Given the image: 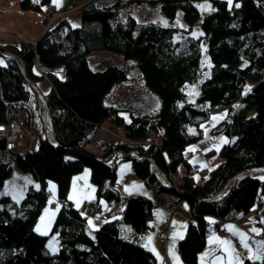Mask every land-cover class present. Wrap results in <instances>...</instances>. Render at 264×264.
Listing matches in <instances>:
<instances>
[{"label": "trees", "instance_id": "obj_1", "mask_svg": "<svg viewBox=\"0 0 264 264\" xmlns=\"http://www.w3.org/2000/svg\"><path fill=\"white\" fill-rule=\"evenodd\" d=\"M202 1L209 2L212 10L200 17L195 3ZM132 3L157 5L169 20L180 12L184 28L138 22L131 15L119 18V11ZM48 4L51 0L19 1L21 10L44 11L46 19L50 18ZM80 21L73 27L62 18L34 44L2 46L19 57L35 84H49L42 93L58 147L43 136L36 148L19 154L5 150L0 139V188L13 168L29 173L38 184L29 186L19 202L9 196L0 198V264H157L143 245L152 230L153 203L115 188L118 160H131L132 172L149 190L177 193L187 202L190 216L176 244L183 264H198L207 236L212 231L218 234L225 222L254 208L256 223L261 224V175L242 177L216 199H207L233 177L264 167V0H231V4L227 0H118L114 10L99 8L91 0L81 7ZM197 21L201 35L195 38L190 32ZM182 32L186 35L175 41L173 36ZM204 46L210 68L190 100L184 87L199 78ZM94 51L119 55L125 65L134 61L145 89L158 100L156 111L141 114L108 104L112 89L127 80L125 65H111L76 80ZM40 65L63 67V78L41 74ZM33 98L15 62L0 57V124L15 114L27 120V103ZM220 107L226 115L209 132L228 137L229 142L215 151L221 162L197 183L187 149L203 137V123ZM103 129L113 134L111 138H103ZM131 153L151 159L170 189H161L147 161L118 156L114 168L107 166L116 154ZM84 167L89 168L97 202L76 208L67 194L73 176ZM180 168L183 172L178 175ZM47 181L55 182L61 206L49 234L41 235L34 226L49 205ZM100 199L115 205L120 214L103 220L89 234L87 215L99 213ZM84 206L88 209L82 212ZM52 235L59 243L55 253L46 246ZM242 264H264V252L260 260L244 259Z\"/></svg>", "mask_w": 264, "mask_h": 264}, {"label": "crops", "instance_id": "obj_2", "mask_svg": "<svg viewBox=\"0 0 264 264\" xmlns=\"http://www.w3.org/2000/svg\"><path fill=\"white\" fill-rule=\"evenodd\" d=\"M20 0H0V46L3 45H14L18 46L23 42H34L36 41L47 28H51L54 24H56L60 19L66 18V16H70L73 12L72 8H68L64 4H62L59 0H51V4L55 9V13L51 16V19L48 22V26L45 28V13L44 12H36L29 10H21L19 6ZM88 1V0H84ZM91 1V0H89ZM82 3V2H81ZM146 4V3H145ZM81 4H78L79 7ZM133 6L134 4H129ZM197 9L199 10V14L201 17L200 6H203V13H207L212 10V7L209 2L202 1L195 3ZM131 15L135 17V14L132 10L128 11L126 16ZM65 16V17H64ZM199 17V19H200ZM71 19V18H70ZM136 19V17H135ZM197 21L193 29L198 26ZM81 23L80 19L77 17L73 18L72 24L73 27L79 26ZM181 29L184 28L183 25L180 26ZM193 31V30H192ZM191 33V32H190ZM178 34H182L181 37L175 40V37ZM173 36L175 41L180 40L186 34L178 33ZM46 84L45 89L47 90L49 84L47 81L42 84ZM112 92V91H111ZM109 96V95H108ZM108 98V97H107ZM155 102V110L158 108V101ZM116 106L114 104H111ZM132 109V106H126ZM106 128V127H105ZM103 138H111L113 135L106 129H103L102 132ZM210 138V137H209ZM224 137H214L213 139H208L205 143L199 145L198 149L212 151L210 154L214 153L219 141H225ZM225 143V142H224ZM189 147V151L187 152V160L192 166H198L199 164L206 163L205 169L208 171L211 169V162H221V158L217 159H204L200 156L199 153L195 155L192 153L194 148ZM189 154V155H188ZM207 160V161H206ZM193 161V162H192ZM209 164V165H208ZM204 167V166H203ZM12 172V171H11ZM30 178L32 179L31 175ZM33 180V179H32ZM141 181V180H140ZM73 182V178L71 180ZM143 184V182L141 181ZM90 181L89 176L88 179L83 178L82 185L89 190L88 194L94 195L95 190L93 187H89ZM134 188H122V193L126 196H134V195H142L146 198H149L154 207L157 208L153 212V219L151 221L152 229L157 233V237L154 241L147 242L145 239L143 241V245L150 250L156 258L157 264H183L180 255L177 251L176 244L177 241L182 238L185 233L187 220L190 216V208L188 204H183L182 201H178L174 206V213L171 214L169 210L165 207L164 202L159 195H157L156 191L149 190L145 184L140 185L139 183H135ZM32 186V185H29ZM72 184H70L69 190H71ZM143 186V187H142ZM85 197H73L72 195H67V200L76 208H80L82 205L91 202H97L92 200L93 198ZM87 199V200H85ZM90 201V202H89ZM99 205V213L90 219H87V223L92 227H98L103 220L110 217H118L120 214V210L113 205L112 203H107V207H104L98 202ZM251 212V211H250ZM169 221V228L167 232V238L164 242H160L158 239V228L159 226L165 222ZM261 221V219H260ZM92 222V223H90ZM94 225V226H93ZM262 223L257 224L256 219L254 218V214L250 215H241L236 220L227 221L223 224V229L226 232V236L220 238L217 232L212 231L209 233L206 239V245L203 251L198 256V264H242L244 259H250L249 256L252 257V260H260L262 253L264 252V230L262 229ZM88 229V227H87ZM54 238L53 248L48 249L50 253H55L58 250L59 243L56 239V235H52ZM51 236V237H52ZM155 236V233H154ZM256 239L255 244H252L251 247L247 249L244 247L246 243L249 245V242L252 239ZM227 243H224V242ZM48 242V240H47ZM251 249V251H249ZM258 257V258H257ZM236 258V259H235ZM244 258V259H243ZM235 259V260H234Z\"/></svg>", "mask_w": 264, "mask_h": 264}, {"label": "rangeland", "instance_id": "obj_3", "mask_svg": "<svg viewBox=\"0 0 264 264\" xmlns=\"http://www.w3.org/2000/svg\"><path fill=\"white\" fill-rule=\"evenodd\" d=\"M36 3H39L41 0H32ZM62 4L67 6L68 8H72L71 11H73L70 16H66V20L69 24H72L73 18L77 17L80 19V9L81 7L89 2L84 1V0H59ZM125 1V0H122ZM229 1V0H227ZM82 2V3H81ZM78 4H81L79 7H77ZM134 4L133 6L131 5H126L119 11V18H125L127 12L132 10V12L135 14L136 20L138 22H146V21H153L157 22L161 25L165 26H181L184 25L182 18H181V13L179 12L175 19L169 20L166 17H164L159 10V6L157 5H149V4ZM200 11H201V17L203 16V6H200ZM38 12V11H36ZM44 12V11H43ZM56 12V11H55ZM45 13V12H44ZM65 17V16H64ZM71 18V19H70ZM49 18H45L44 24L45 28L48 26ZM182 34H178L175 37V40L179 37H181ZM191 36L193 37H199L201 35L200 30L198 26L193 29V31L190 33ZM111 65H123V60L119 55H116L114 53H111L109 51H94L90 53L87 63L85 65V70L82 71L78 76H76V80H81L86 73H92L95 70H103L108 66ZM127 67V80L124 82H121L117 84L113 89L112 92H110L107 102L108 104H114L117 107L121 108H126V106H132V109L135 112L138 113H152L155 110V101L157 102V98L150 94L144 87L143 82L141 80V74L139 70L136 68L134 61H127V64L125 65ZM210 68V61L208 58V55L205 50V46L202 48V57H201V69L199 73V78L198 80L187 84L184 87V91L186 92L187 95H189V99H193L195 92L198 88V83L199 80L204 78ZM41 85V84H40ZM45 84H43V87ZM40 87V86H39ZM41 89V88H40ZM41 107H42V101L41 100H34L30 99L29 102L27 103V120L26 124L28 127V130L30 131V134L33 138V148H36L40 139L44 136V131H43V124H42V118L45 116L41 112ZM226 115V110L224 107H220L219 109L215 110L212 115L209 117V119L203 123V137L192 144L188 146L187 152L189 151V147L192 146L194 150L192 153H197L200 154L204 159L210 160L212 158L217 159L220 157L216 153L220 147L224 144V142H229V138L222 136V135H215L211 134L209 132V128L213 126L222 116L224 117ZM109 131V130H108ZM224 137L226 138L225 141H219L217 147H216V152L209 154L205 149L201 150L198 149L199 145L205 143L208 139H213L214 137ZM210 137V138H209ZM232 141V140H231ZM190 148V149H192ZM97 150V149H96ZM197 152V153H196ZM189 155V154H188ZM206 160V161H207ZM221 160V159H220ZM193 162V161H192ZM219 164V162H211V169L216 167ZM206 163H203L202 165L199 164L198 166H193L191 168V173L193 174L194 178L196 179V182L199 183L202 178L199 175L200 170L205 169ZM209 165V164H208ZM204 166V167H203ZM115 170H116V181H115V188L119 189L120 192L122 191V188H134L135 183H139L140 185H143L141 181L134 175L131 169V160H118L115 165ZM183 172L182 168L179 169L178 175H180ZM89 176V168L84 167V169L79 172L78 174H75L73 176V182H71V190H69L67 195H72L73 197H86L87 198H93L92 200L95 199L94 195L88 194L89 190L87 191L86 188L82 185L83 178L88 179ZM207 177V174L205 175V178ZM261 177L264 179V175H261ZM261 178V179H262ZM29 185H32L33 187L37 188L38 184L30 178L29 173H23L18 171L17 169L13 168L10 176L5 180L3 186L0 188V198L2 196H9L11 199H13L16 202H19L25 194L26 189L29 187ZM89 187H93L91 184H89ZM143 187V186H142ZM46 189L49 193V205H47L39 217L37 218L36 224L34 226L35 232L41 235H47L49 234L51 225L53 223V220L55 218V215L57 211L59 210L61 204L56 198V184L53 181H47L46 183ZM164 196L171 198L172 196L167 193H163ZM177 200L180 199L183 204H186L187 202L183 200L178 194H177ZM87 200V199H85ZM100 204L104 207H107V203L105 200L100 199ZM90 202V201H89ZM50 203H53V205H50ZM165 204V203H164ZM1 208V204H0ZM260 210H264V196L261 197L260 205H259ZM157 208L154 207L153 205V212ZM251 213H254V208L251 210V212L245 214V215H250ZM95 215H98L96 213L94 214H88L87 219H90V217H93ZM259 218L261 219V223L264 226V214L259 215ZM92 223V222H90ZM94 226V225H93ZM262 226V229L264 227ZM88 227V233L90 234L92 230L96 227L90 226L89 223H87ZM155 233V236H154ZM157 237V233L155 232L154 229L150 230L145 237L148 243L150 241H154ZM54 236L50 237L48 239V242L46 243V246L48 249L53 248V241L52 239ZM57 239V238H56ZM144 239V240H145ZM58 241V240H57ZM256 239H252L249 242V247L252 246V244H255ZM250 257V256H249ZM248 257V258H249ZM236 259V258H235ZM234 259V260H235ZM244 259V258H243Z\"/></svg>", "mask_w": 264, "mask_h": 264}, {"label": "built area", "instance_id": "obj_4", "mask_svg": "<svg viewBox=\"0 0 264 264\" xmlns=\"http://www.w3.org/2000/svg\"><path fill=\"white\" fill-rule=\"evenodd\" d=\"M95 4L102 9L105 8L114 10L118 4V0H95ZM45 9L49 14L54 12V8L50 4H48ZM24 43L34 44V42L26 41ZM37 69L41 74L53 73L59 78H63L64 75V68L61 66L49 69L45 66L40 65L37 66ZM0 139L5 142L4 148L8 151H14L18 152L19 154H24L32 149L33 139L26 124V117L23 114H15L12 115L11 119L5 124H0ZM206 173L207 170L203 169L199 172V175L201 177H204ZM157 195L161 197L162 202L165 203V207L173 213L174 206L178 202L175 194L171 195V198L164 196L163 193H157ZM87 209L88 208L84 206L81 211L85 212L87 211ZM168 227V222H164L162 225H160L158 232V238L160 242H164L166 240ZM218 235L220 237L226 236V232L224 231V229H222V227L219 229Z\"/></svg>", "mask_w": 264, "mask_h": 264}, {"label": "water", "instance_id": "obj_5", "mask_svg": "<svg viewBox=\"0 0 264 264\" xmlns=\"http://www.w3.org/2000/svg\"><path fill=\"white\" fill-rule=\"evenodd\" d=\"M105 9V8H104ZM0 57H9L10 59H12L15 64L17 65L19 72L21 74V76L23 77L24 81L27 83V85L30 87V89L32 90V92L35 95V98L37 100H41L42 101V107H41V112L43 113V115L45 116L44 118H42L43 116H41L42 119V124H43V131H44V136L45 138L50 142L52 147H58L56 141H55V136H54V132H53V128L51 125V121H50V117H49V111H48V106L44 100V95L39 87V85L35 84L25 73L20 59L17 55H15L14 53L8 51L7 49H5L4 47L0 46ZM118 156L124 157V158H129V159H135L137 161H147L149 163V170L150 172L156 177L161 189L164 190H169L170 189V183L167 181V179L165 178L164 174L160 171V169L155 165V163L149 159V158H139L137 157L136 153L133 154H128V155H124V154H116L111 162H109V164H107L108 167L110 168H114L115 165V160ZM259 175H264V167L260 168V169H256V170H249L246 171L242 174H239L235 177H233L232 179H230L219 191L217 194H215L213 197L207 199V201H212L214 199H216L218 196L222 195L223 193H225L236 181H238L239 179H241L242 177L245 176H259Z\"/></svg>", "mask_w": 264, "mask_h": 264}, {"label": "snow or ice", "instance_id": "obj_6", "mask_svg": "<svg viewBox=\"0 0 264 264\" xmlns=\"http://www.w3.org/2000/svg\"><path fill=\"white\" fill-rule=\"evenodd\" d=\"M229 3L231 4V0H229ZM236 6L239 7V5H236ZM224 243H227V242L225 241ZM244 247L247 249L249 246L245 243ZM249 251H251V249H249ZM249 258L251 259L252 257H249Z\"/></svg>", "mask_w": 264, "mask_h": 264}, {"label": "bare ground", "instance_id": "obj_7", "mask_svg": "<svg viewBox=\"0 0 264 264\" xmlns=\"http://www.w3.org/2000/svg\"><path fill=\"white\" fill-rule=\"evenodd\" d=\"M45 84V83H44ZM40 86V88H41V90H44L45 89V86H46V84H45V86L43 87V84L41 83V85H39Z\"/></svg>", "mask_w": 264, "mask_h": 264}]
</instances>
